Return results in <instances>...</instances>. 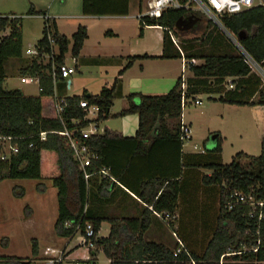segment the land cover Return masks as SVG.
<instances>
[{"label": "trees", "instance_id": "obj_1", "mask_svg": "<svg viewBox=\"0 0 264 264\" xmlns=\"http://www.w3.org/2000/svg\"><path fill=\"white\" fill-rule=\"evenodd\" d=\"M139 2L141 5L142 0ZM130 6L131 0H82V13L97 17L126 16L130 13ZM34 14L46 15L31 5L26 15ZM192 14L200 19L195 28L205 17L199 12L192 13L185 9H167L158 18L142 17L139 36H143L146 26L172 28L181 38L180 47L184 57L203 61L190 65L193 76L187 78V95L193 100L200 94L211 93L218 95L214 100L224 104L264 105L262 77L253 71L245 61L244 54L217 30L212 21H208L202 40L190 41L184 37L187 31L179 30L177 22ZM13 15L16 17H11ZM23 18L14 13L0 14V137H13L12 142L19 148L17 153H11L7 159H3L0 138V181L7 178L50 179L57 189L56 235L63 238L75 236V227L66 228V222L81 224L82 227L92 223L97 238L96 249L91 250L90 254L96 259L102 251L110 264H190L191 260L196 264H264V219L259 223L257 212L250 217L248 205L233 211L225 209V190L239 189L247 195H254L257 200L264 199V138L258 156L240 151L228 164L222 162L220 135L217 145L211 150L185 152L181 140V75L167 93L128 94V106L118 115H138L135 135L123 136L120 132L104 128L103 133L92 136L88 143L99 158L83 170L73 157L68 138L53 131L74 128L73 118L82 120L79 127L90 123L83 119L85 112L79 106L83 100L99 106L100 111L95 119L97 122L108 118L114 99L121 95L120 77L125 70L136 60L156 57L148 54L128 56L127 64L119 71L112 85L103 86L96 95L84 91L82 95L65 97L55 96L46 65L37 59L25 58L26 62L20 68L21 75H39L44 88L37 95L25 94L20 88L8 89L5 86L9 59H24ZM48 23L62 51L58 61H64L63 54L70 45L72 55L78 58L88 38L87 26L79 25L68 37L58 31L54 18H49ZM222 24L236 35L241 47L264 70V6L225 17ZM7 28H10V33L2 35ZM43 30H46L45 26ZM241 32L244 35L238 38ZM106 35L113 33L109 30ZM39 43L45 45L46 39L39 40ZM159 58H183L167 30H163V53ZM92 62L98 63L99 59ZM228 78L232 80L228 81ZM228 83H232L234 88H227ZM137 97L140 103H135ZM62 99L66 103L63 119L55 108L56 101ZM170 120L174 121L172 125L169 124ZM42 132H48L45 140L41 139ZM202 168L210 169L212 173L203 174L200 172ZM101 169H106L116 181L101 174ZM85 171L92 175L86 178ZM224 183L227 188L223 187ZM212 187L219 189V207L212 232L200 234L198 228L190 227L181 217L175 227L179 203L185 202L188 197L191 199V195L194 198L198 190L202 194ZM17 188L13 187V194L23 197L25 189L20 188L17 192ZM112 207L118 209L119 214L111 213ZM156 212L162 217L157 216ZM200 212L203 218L208 216L206 209ZM166 213L170 215L168 220L165 219ZM189 219L194 218L192 216ZM104 222L111 224L109 234L99 236ZM158 222L175 227L173 232L180 234L182 245L176 243L172 248L163 242L148 240L145 233L154 225L157 226ZM258 239H261L262 245L257 252L224 255L229 250L249 247ZM32 242V255L37 257V240L33 239ZM3 245L7 246V243ZM180 246L183 249L178 253ZM0 264L36 263L18 256H0Z\"/></svg>", "mask_w": 264, "mask_h": 264}, {"label": "rangeland", "instance_id": "obj_2", "mask_svg": "<svg viewBox=\"0 0 264 264\" xmlns=\"http://www.w3.org/2000/svg\"><path fill=\"white\" fill-rule=\"evenodd\" d=\"M148 0H142V9L146 7ZM3 2L0 12L9 14L11 11L18 12L19 16L24 17L23 28L25 30V38L23 39V48L26 50L30 45L36 43L42 37V31L45 23L43 19L33 18L30 19L26 13L30 9L31 4L28 0H0ZM60 3V0H58ZM71 4V5H70ZM68 9L70 13L74 14L75 9L80 12L79 0H71ZM76 4V5H75ZM140 5L139 0H131V12L135 15L138 13ZM42 8V7H39ZM66 13H68L66 11ZM64 14V12H63ZM82 15V14H81ZM35 16L42 17V14ZM204 18V17H203ZM62 23L67 32H70L71 28L79 21L74 18H62ZM91 29V38L87 42L84 51L92 52L101 57H105L111 53L119 51V42L121 39L106 36V32L112 26L130 25V22L126 20H100L94 18L92 20H85ZM209 19L206 17L202 23H199L195 28H191L184 36L186 39L192 41V39H198L199 41L205 37V31L209 24ZM82 23V22H81ZM85 24V23H82ZM214 26L223 33L226 37L235 44L239 52L241 48L237 45V42L233 39H237L236 35L224 30L223 27L213 23ZM132 27V26H131ZM216 31V30H215ZM147 35L149 40L152 37L156 39L159 36L160 31L155 29H148ZM10 33V28L3 31L2 35ZM237 41V40H236ZM100 42V43H98ZM200 42H198L199 44ZM70 52V51H69ZM67 55V61L72 73L70 78L66 80L64 88L58 89L59 95H82L84 91L96 95L100 92L101 88L107 83L110 85L116 77V69L113 65H118V60H106V58L100 59L96 64H85L81 58L75 62L71 59L70 53ZM24 59L11 58L6 64L7 79L5 86L8 89H14L15 87H22L29 94H37L35 86L26 85L20 82V68L26 62V57L23 54ZM98 59V58H97ZM203 61L199 60L198 64ZM106 64V67H102ZM86 65V66H85ZM112 67H108V66ZM253 70L260 73L264 79V71L255 62H251ZM185 77L193 76L190 70L184 73ZM181 76V74H180ZM71 80V87L68 88L67 83ZM108 86V85H107ZM128 86V85H127ZM174 86V85H173ZM172 86V87H173ZM163 89L161 92L167 93L170 88ZM128 88V87H127ZM164 94V93H162ZM211 93L200 94L202 99L201 105H195L194 102L186 104L182 109V119L187 124L190 123L191 133L193 138L184 144L185 151H201L203 149L211 150L217 145V138L219 134L222 138V162L228 164L232 161L233 156L242 151L249 155L258 156L261 153V142L256 132L255 122L249 112H242L241 107L226 106L220 103H215ZM127 97L116 96L114 104L111 107L110 115L108 118L100 120H92V125L99 124V131L104 128H109L112 131H124L125 133L132 132V136L136 133L138 116L135 114H128L125 116L118 115L126 104ZM215 103V104H214ZM208 106V107H207ZM207 107V108H206ZM89 117L95 119L96 114H89ZM173 120L169 121L172 125ZM207 172H210L208 170ZM47 176V175H46ZM16 186L17 192L20 188L25 189V195L23 197H16L13 194V187ZM200 202H204L203 194H200ZM211 206L213 203L210 204ZM218 204L213 207L206 208L205 213H208L206 218H203L201 212L194 215V219H189L185 213L181 214V219L190 227L195 226L199 229L200 234H209L212 232L211 228L214 226L215 218L218 213ZM111 213L119 214L115 208L110 209ZM58 215L57 205V189L52 184V181L48 178L43 180L36 179H4L0 181V256H18L27 261L30 259L36 264H44V261L50 257H34L32 255L33 239L37 240L39 252L45 255H57L56 251L66 247V253L64 257L67 259L63 264H70L74 259H85L90 255V251L85 246L79 245L78 238H63L57 236L54 232V224ZM31 216V218H29ZM179 217H176L175 227H177ZM159 224V226H158ZM111 224L104 222L100 236H108ZM175 227L164 226L160 222L157 226H153L149 231L145 233V237L148 240H157L163 242L170 247H175L180 239V234H174ZM199 234V235H200ZM7 246H4V243ZM182 242V241H181ZM183 245L184 242H183ZM50 247L56 248L50 250ZM183 247V246H182ZM43 255V256H45ZM98 264H110L109 258L100 251L98 253Z\"/></svg>", "mask_w": 264, "mask_h": 264}, {"label": "built area", "instance_id": "obj_3", "mask_svg": "<svg viewBox=\"0 0 264 264\" xmlns=\"http://www.w3.org/2000/svg\"><path fill=\"white\" fill-rule=\"evenodd\" d=\"M257 6H264L263 0H148L146 3V7L144 10L139 11L137 13V18L139 20L142 19V17H149V18H158L160 17L164 11L167 9H185L189 10L192 13L199 12L204 17L212 21V23H216L217 25L224 28L226 32V28L222 24V19L228 16H232L234 14H238L244 11H247L249 9H252ZM16 17V16H11ZM42 18L44 21H47L45 24L46 30L42 31V37L39 39H46V44L42 45L39 43V40L34 43L33 45H30L26 50L23 48V54L27 59H37L39 62L46 65L48 77L53 81L54 85V91L55 96L58 97V88L60 81H66L68 78H70L72 73V68L68 65L67 61V55L69 52L70 57L73 61H77L76 58L72 55L71 51V45L69 46L68 51H66L64 56V61H58V57L61 55L62 51L60 49L59 42L55 39L54 34L50 30V24L48 23V19L51 18L49 15H42ZM150 27V26H146ZM162 30H167L171 40L173 43L179 48L181 51L183 58H182V107H184L186 104L194 102L195 105H201L202 99L197 96L194 100L190 98L187 95V78L185 77L184 73L187 72V70H190L191 64H198L199 59L193 58L191 60H188L184 57L183 51L180 47L181 44V38L179 35L175 33V31L172 28L169 27H161ZM229 33V32H228ZM230 34V33H229ZM230 36H232L230 34ZM235 42H237V39H233ZM237 45L241 48L244 56L245 61L248 64H251V62H255L251 56L241 47V45L237 42ZM256 63V62H255ZM257 64V63H256ZM20 82L26 85L35 86L38 93L43 91V86L41 84V77L39 75H25L20 76ZM66 84V83H65ZM68 88L71 87V80L67 83ZM227 88L232 89L234 88V85L232 83H228L226 85ZM65 100H58L55 103V108L60 116L62 118V113L65 110ZM79 106L83 108L85 112L84 120H89L90 123L87 126L79 127V124L82 122L81 119H72V123L75 125L74 128L69 129L65 127L62 131H53L56 133L64 134L70 143V147L72 149L73 157L80 165L81 169H86L87 166L91 165L93 161L97 160L99 158V155L97 152L92 151L88 140L94 136L98 135L104 132V130L99 131V124L92 125V120H95L98 117L100 108L98 105L90 104L87 100L80 101ZM89 114H96L95 119H92L89 117ZM48 132H42L40 134L41 139H46V134ZM3 143V159H7L8 156L11 153H17L19 151V148L17 144H14L12 142V139H14L11 136H1ZM192 139V133H191V127L189 124L181 120V140L185 144L186 142L190 141ZM32 146V144H31ZM204 151V150H202ZM100 173L104 176L110 177L111 180L116 181L113 177L109 176V172L106 169H101ZM92 174L85 171V177L89 178ZM224 188H227V185L223 184ZM225 209L227 211H233L236 208L243 207L245 205H248L250 207V211L248 212V215L250 217L255 216L257 212V220L260 223L264 219V199L257 200L254 195L250 194L247 195L244 191L239 189H230L229 192L225 190ZM156 215L159 217H162V214L157 213ZM165 219H170V215L168 213L165 214ZM74 226L76 229L75 236L78 238L79 245L85 246L88 251L96 249L95 239L97 238V233L95 232L94 226L92 223H86L84 227H82L81 224H74L72 222H66L65 227L70 228ZM259 232V231H257ZM175 234V233H174ZM178 243L182 245L181 240L178 238ZM262 245L261 239H258L255 244L251 246H243L240 250H229L224 255H235V254H243L246 252H257ZM183 249L182 246H180L177 250L178 253L181 252ZM222 256V259L224 257ZM97 259V258H96ZM95 257H93L91 254L85 258V259H74L71 261L70 264H98V260H96ZM66 258L64 257V251H59V253L53 257L47 258L44 261V264H63ZM190 264H196L194 260H191Z\"/></svg>", "mask_w": 264, "mask_h": 264}, {"label": "crops", "instance_id": "obj_4", "mask_svg": "<svg viewBox=\"0 0 264 264\" xmlns=\"http://www.w3.org/2000/svg\"><path fill=\"white\" fill-rule=\"evenodd\" d=\"M28 1L31 5H33V7L36 11H43L47 15H49L51 18H54L56 21L57 27H58V31L61 34H65L68 37L72 36V34L77 30L79 25L87 26L88 38L84 42L83 48L81 49V52H80V55L78 56V58H76L77 62L79 61L80 58H81L82 62L85 64H96V62H92V61H94L97 58L99 60L103 59V58H106V60H108L109 58H110V60H118V65H113V68L116 69V73L118 75L119 71L122 70L125 67V65L127 64V57L128 56L148 54V55L156 57V58H147V59L136 60L130 68L125 70V72L120 77V79H121V95L120 96L127 97L128 94L133 93V92H141L144 94H162V93H165V92H161V91H163V89H167L168 87H172L173 85H175L177 79L180 77V74L182 73V59H179V58L178 59L159 58L163 53V30L161 28H159L158 26L146 27L144 30L143 36H139V29H140L139 20L137 18V14L135 15V17L132 14L131 6H130V13H129V15H126V16H101V17H97V16H85V15H83V13H82V0H79L80 12H78L75 9L74 14L70 13V10L68 9V6H69L71 0H60V3L58 2V0H28ZM0 3L2 4L3 2H0ZM1 7L2 6L0 5V9H1ZM39 7H42V8H39ZM137 8H138V12L140 10H143L142 5H139V7H137ZM66 11L68 13H66ZM63 12H64V14H63ZM13 13L18 15V12H15V11H11L9 14H13ZM0 14L5 15L7 13L0 12ZM35 15H37V14L27 15V16L30 19H33V18L43 19L42 17L35 16ZM62 18H74L75 20L79 19L80 22H78L76 25H74L71 28L70 32H67L64 28V24L61 21ZM94 18L95 19L98 18L100 20H102V19L103 20H110V21H112V20H126V22L127 21L130 22V25H127L125 27L122 25H116V26H112L114 28H110L107 30V31L110 30L113 33V35H110V37L121 39V41L118 44L119 51L116 52V54L111 53V54L102 58L101 55H98V54H95L92 52H88V51L87 52L84 51V48H85L87 42L91 38V29L88 25V22H86L85 20H87V19L92 20ZM81 22L85 23V24H82ZM43 23H44V20H43ZM148 29H155V30L160 31L159 36L156 37V39L152 37V40L150 41L148 39L149 36L147 35V32H146ZM22 31H23V39H24L25 38L24 28L22 29ZM98 43H100V42H98ZM105 65L106 64H104L102 67H106ZM108 67H112V66H108ZM253 71L256 72L258 75H260V73H258L257 71H255V70H253ZM117 75H116V77H117ZM262 79H263V77H262ZM227 80L230 81V80H232V78H228ZM263 81H264V79H263ZM65 83H66V81H60L59 88L60 87L64 88ZM106 85L110 86L109 83H107ZM15 88H20L25 94H29L22 87H15ZM172 88H170V90ZM37 94H29V95H37ZM65 96H71V95H69L68 93H65L64 97ZM217 97H218V95H216V94L213 95V98H217ZM214 102L220 103V104H223L226 106L241 107V108H244V109H241L242 112H249L248 114L251 115V117L253 118V121L255 122L256 132H257V135L260 139V142L262 141V139L264 138V105L257 104L254 106H238V105L224 104V103L217 101V100H214ZM135 103H140V99L138 97L135 98ZM127 106H128V101L126 100V104L123 108H125ZM189 125H190V123H189ZM137 127H138V124H137ZM115 132H120L121 134H123V136H128V137H131L133 134L132 132L125 133L123 130L122 131H115ZM192 138H193V136H192ZM216 142H217V140H216ZM203 150H206V149H203ZM201 151H185V152H201ZM208 170H210V169L202 168V169H200V172L203 174L210 175L212 173V170H210V172H207ZM131 178L132 179L134 178L133 174H132ZM200 194L201 193L198 190V192L194 198L191 195V199L188 197V198H186L185 202L183 201L184 203L181 201L182 203H179V208L177 210L176 217L177 216L180 217L181 212H185V213H187L186 216L191 218L192 216L194 217V215H196L198 212L202 211L203 209H206L207 207H209V208L213 207V209H215V204H218L219 189L216 187L207 188V190L204 191V193H202L204 196V199H205V201L203 203L200 202V200H201L199 197ZM194 199L197 202L194 201L195 202L194 203L193 202ZM129 200L132 201L133 199H129ZM211 203H213L212 206L210 205ZM116 210L119 211L118 209H116ZM29 218H31V216ZM99 236H100V232H99ZM54 249H56V248L50 247V250H54ZM59 251H61V249L57 250L56 254ZM62 251H64L66 253V247L65 246H64V248H62ZM40 254L41 253L39 252V255L37 257H53V256H55V255H48L47 256L45 254H42V256H40ZM43 255H45V256H43ZM66 259H67V257H66ZM97 259H98V256H97Z\"/></svg>", "mask_w": 264, "mask_h": 264}, {"label": "water", "instance_id": "obj_5", "mask_svg": "<svg viewBox=\"0 0 264 264\" xmlns=\"http://www.w3.org/2000/svg\"><path fill=\"white\" fill-rule=\"evenodd\" d=\"M263 5H264V0H263ZM199 20L200 19L193 14L188 17H182L177 22V28L182 31H187L191 29L193 26H195ZM243 35H244L243 32L239 33L238 38H241ZM237 42H238V39H237Z\"/></svg>", "mask_w": 264, "mask_h": 264}]
</instances>
